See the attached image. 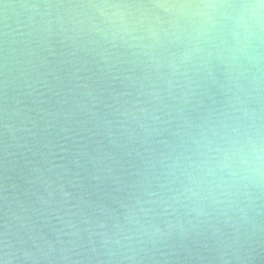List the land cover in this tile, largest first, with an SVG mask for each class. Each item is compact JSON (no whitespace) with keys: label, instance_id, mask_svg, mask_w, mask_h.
<instances>
[{"label":"clouds","instance_id":"9594fccd","mask_svg":"<svg viewBox=\"0 0 264 264\" xmlns=\"http://www.w3.org/2000/svg\"><path fill=\"white\" fill-rule=\"evenodd\" d=\"M0 264H264V0L4 4Z\"/></svg>","mask_w":264,"mask_h":264},{"label":"water","instance_id":"95a60500","mask_svg":"<svg viewBox=\"0 0 264 264\" xmlns=\"http://www.w3.org/2000/svg\"><path fill=\"white\" fill-rule=\"evenodd\" d=\"M23 0H0V27L3 25L4 19V4L19 5Z\"/></svg>","mask_w":264,"mask_h":264}]
</instances>
